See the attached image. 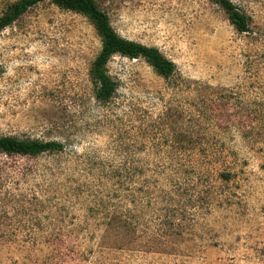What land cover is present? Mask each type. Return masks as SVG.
I'll return each instance as SVG.
<instances>
[{"label": "rangeland", "instance_id": "374dc122", "mask_svg": "<svg viewBox=\"0 0 264 264\" xmlns=\"http://www.w3.org/2000/svg\"><path fill=\"white\" fill-rule=\"evenodd\" d=\"M16 1L0 0V17ZM230 1L247 32L211 0L97 1L118 35L175 67L163 78L144 58L114 55L106 100L88 17L44 0L0 31V136L64 147L0 154V264H264V0ZM207 156L216 169L169 168ZM164 171L184 199L142 201ZM120 213L138 234L105 225ZM173 213L177 228L163 231ZM151 230L163 237L147 247L137 235Z\"/></svg>", "mask_w": 264, "mask_h": 264}, {"label": "trees", "instance_id": "16d2710c", "mask_svg": "<svg viewBox=\"0 0 264 264\" xmlns=\"http://www.w3.org/2000/svg\"><path fill=\"white\" fill-rule=\"evenodd\" d=\"M42 1L44 0H17L15 3L10 5L6 12L0 17V31L5 27L11 25L27 9ZM50 1L62 10L71 11L88 17L93 23L101 39V48L92 66V75L98 84V98L104 100L109 99L116 91V83L108 76L106 72V64L114 55H120L129 59H137L140 57L144 58L148 62V64L152 66L154 70L163 78H169L173 74L175 68L174 64L166 59L157 48L148 47L135 41L124 39L120 35H118L111 26L107 14L98 7L97 1L99 0ZM211 1H213L223 9V11L227 15L229 22L238 32H247L248 19L246 15L240 12L230 0ZM63 149V144L58 141L22 140L12 136H0V154L37 156L44 153L62 152ZM168 162L169 168L173 173H175L176 175L185 174L186 176H188L189 170L192 171V174H196L197 172H207V170H214L219 165V160L214 159L210 156H207V159L199 161L188 158V160L171 159ZM173 163H175L178 168ZM162 174L164 178V184L161 185L160 191H144L142 201L147 200V202L152 205H156L159 199L172 205L179 203L186 196V188L183 187V182L177 180L174 182L173 180L177 176H173V174L170 175L169 173L165 176V171ZM219 174L222 178H227L229 176V173L223 172ZM113 176H117L116 179L118 181L116 183L122 186L123 182L121 179H123L124 177H122L118 173H114ZM167 185L170 186V188L166 187ZM115 211H117L116 208H114V212ZM122 215L124 216V213H120V217L117 220L111 215V218L105 222V225L110 229L112 228L114 231H117L118 234H120L122 237L128 236L132 233H135L136 235L138 225L135 224V222L131 221V219L129 220L127 216L125 218H122ZM175 215L176 213L171 214V219L168 217H166V219H159L160 223L158 224V226L160 228H163V231L166 225L168 226L172 224L173 228L175 225V221L178 220L175 219ZM178 227H181V225ZM176 228L177 227L173 229ZM162 237V235L152 230L144 231L143 235H137V238H140V241L145 242V246L147 247H151L154 245L156 246ZM4 241L7 242L16 240L9 239ZM32 242L35 243L36 240L34 239L32 240ZM21 243L25 245L26 242L23 240V242ZM35 245L37 244L35 243Z\"/></svg>", "mask_w": 264, "mask_h": 264}]
</instances>
